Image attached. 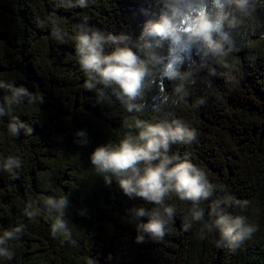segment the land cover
I'll return each mask as SVG.
<instances>
[{
  "label": "trees",
  "instance_id": "trees-1",
  "mask_svg": "<svg viewBox=\"0 0 264 264\" xmlns=\"http://www.w3.org/2000/svg\"><path fill=\"white\" fill-rule=\"evenodd\" d=\"M154 6L162 4L87 0L81 8L76 0H0V82L23 85L34 97L0 117V236L24 229L20 239L7 244L13 259L0 257V264H264V0H247V14L236 13L237 26L225 24L227 39L215 37L222 43L220 52L203 43L183 52L178 67L183 79L164 78L158 87L162 66L153 68L144 99L131 101L141 111L129 112L127 101L118 100L111 88L84 87L88 76L76 54L77 25L128 37L127 46L152 68L146 49L134 45L143 43V15ZM6 95L0 89V103ZM12 117L33 132L11 134ZM164 119L195 130L194 141L171 145L169 155L203 170L215 190L200 203L204 220L199 222L191 220V201L170 193L164 206L173 208L174 222L163 241L145 234V242L136 243L139 233L130 210L155 205L130 199L111 176L106 184L90 156L98 146L137 135V121ZM9 156L20 159L19 169L4 170ZM48 197L67 199L63 219L70 236L53 237L51 227L60 213H49ZM225 198L246 201L226 211L246 217L257 229L234 249L218 243V230L204 227L213 219L209 205ZM29 204L31 218L25 214ZM186 222L192 225L188 231Z\"/></svg>",
  "mask_w": 264,
  "mask_h": 264
},
{
  "label": "clouds",
  "instance_id": "clouds-1",
  "mask_svg": "<svg viewBox=\"0 0 264 264\" xmlns=\"http://www.w3.org/2000/svg\"><path fill=\"white\" fill-rule=\"evenodd\" d=\"M76 3L81 8L87 7V0H76ZM158 4H162L158 19L147 22L139 38L143 43L134 45L139 49L150 50L151 59L162 66L157 69L160 71L158 87L163 84L164 78H184L178 67L183 62L182 53L192 44L203 43L207 49L220 52L222 43L215 37L227 39L223 32L225 24L234 28L238 23L236 13L247 14V0H158ZM84 22H87V18ZM77 28L79 34L75 40L78 63L88 76L84 87L93 89L97 85H103L111 88L118 100L127 101L124 103L127 111H141L142 106L133 105L131 101L144 99L146 77L153 76V68L156 66L150 68L132 47L127 46L129 38L126 36L105 34L90 27L84 28L81 24ZM52 34L59 37L60 31L54 28ZM165 43L167 56H157L155 49H163ZM120 44L125 46L121 47ZM108 46H114L115 50L106 53L105 48ZM153 79L155 81L156 78ZM0 89L8 93L4 102L0 103V117L10 115L14 105H20L25 100L32 102L34 99L33 94L23 85L0 82ZM135 126L140 129L137 135H128L118 145L96 147L91 153L90 161L106 184L112 183L109 179L111 176L130 199L139 198L155 205L151 210L133 207L130 214L139 233L135 237L136 243L145 242V234L153 242H160L165 237L167 226L174 222L173 208L164 206L166 196L175 193L181 201H191V220L199 222L204 220V209L200 207V203L209 200L215 189L203 170L187 159L181 160L179 156L169 155L171 145L190 144L194 141L195 130L188 129L179 120L166 119L154 124L137 121ZM21 129H25L29 135L33 132L32 127L12 117L8 131L19 136ZM20 167L21 161L15 156L7 157L3 164L5 171ZM66 202V198L55 197H48L44 201L49 213H60L51 227L53 237L58 232L71 235L63 219ZM232 204L246 205L247 202L233 198L213 200L209 205V217L213 219L211 223H205L204 227L218 230V243L226 241L227 246L234 249L249 239L257 229L247 223L246 217L228 213L226 208ZM30 208L31 204L25 209L29 218L33 215L28 210ZM143 217H147L146 223L141 222ZM191 226L190 222H186L183 230L188 231ZM23 231V227L18 226L3 232L0 236V257L13 259V253L7 244L11 240L20 239Z\"/></svg>",
  "mask_w": 264,
  "mask_h": 264
},
{
  "label": "rangeland",
  "instance_id": "rangeland-1",
  "mask_svg": "<svg viewBox=\"0 0 264 264\" xmlns=\"http://www.w3.org/2000/svg\"><path fill=\"white\" fill-rule=\"evenodd\" d=\"M161 7H153L150 8L149 10H146L144 15H143V19H142V23L145 26L147 24L148 21L150 20H156L158 19L159 16V11H160ZM155 54L157 56H167V43H165L164 48L163 49H155ZM143 55L145 56L146 59H150V64L153 66H159L155 60L151 59L150 56V50H147L145 52H143Z\"/></svg>",
  "mask_w": 264,
  "mask_h": 264
}]
</instances>
